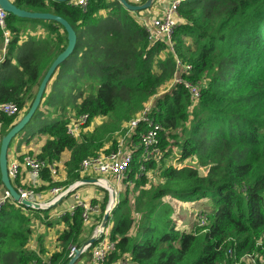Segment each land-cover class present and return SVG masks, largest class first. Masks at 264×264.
Instances as JSON below:
<instances>
[{
    "label": "trees",
    "instance_id": "trees-1",
    "mask_svg": "<svg viewBox=\"0 0 264 264\" xmlns=\"http://www.w3.org/2000/svg\"><path fill=\"white\" fill-rule=\"evenodd\" d=\"M69 2L14 0L20 9L63 17L77 35L73 52L59 64L38 109L15 138L28 144L44 137L37 157L45 161H59L68 152L67 186L81 178L84 158L97 155L114 131L154 100L150 115L163 127L158 147L166 156L176 147L178 165L165 163L163 157L159 163L146 161V170L157 169L161 182L141 187L133 197L119 194L111 215L116 250L109 260L127 256L131 264H233L224 248L229 238L236 243L235 254L241 255L252 251L264 234V0H184L174 52L164 43L150 42L139 20L142 11L127 10L118 0H89L86 10ZM7 24L12 37L0 60V102H13L20 110L29 104L27 113L46 71L67 47V33L53 20L10 15ZM38 26L48 35L26 34ZM2 41L0 31V47ZM176 58L192 66L183 76L200 86L192 110L189 92L173 83ZM70 112L88 116V124L99 116L112 121L78 139L68 134ZM17 119L0 114L1 137ZM145 130L141 124L128 140L139 143ZM144 161L136 154L128 173L134 177L142 172L136 180L140 184ZM45 174L51 178L50 172ZM167 196L187 203L207 200L210 206L201 207L192 230H181ZM26 209L28 213L8 201L0 211V264H32L39 258L29 248L31 226L33 217L45 210ZM202 215L207 221L200 226ZM58 223L63 226L58 250L44 264H68L71 247L82 245L80 210ZM85 256L90 253L77 261Z\"/></svg>",
    "mask_w": 264,
    "mask_h": 264
},
{
    "label": "built area",
    "instance_id": "built-area-1",
    "mask_svg": "<svg viewBox=\"0 0 264 264\" xmlns=\"http://www.w3.org/2000/svg\"><path fill=\"white\" fill-rule=\"evenodd\" d=\"M184 0H169L163 10L160 13L154 14L150 20H144L148 37L151 43H164L167 48L174 52V40L173 35L177 24L180 22L179 7ZM136 4H141V0H134ZM72 6H81L86 10L89 4V0H70ZM161 5V0L157 1L156 5ZM163 4V3H162ZM154 8V6L152 7ZM9 14L0 8V31L2 33V51L5 53L8 44L10 43L12 33L8 28L7 18ZM1 60V58H0ZM177 73L173 83L182 85L190 94L192 105L196 106L200 98V86L194 83L192 80L185 78L183 73H189L192 69L190 64H184L179 58H176ZM152 106L149 103L145 108L133 119L128 122V126L132 131H138L141 124H146V130L140 132V142L133 144L132 150L126 151L121 147L107 152L100 151L97 155L87 157L82 160L79 165L78 172L81 178L69 185H60L59 183L65 180L59 178V166L57 161L42 160L37 155L26 153L20 159L17 154H9L8 158V173L9 178L12 181L15 189L20 195V200L13 199L9 190L4 185H0V211L3 206L8 202L14 203L16 206H22L26 213L28 209L21 203V200H28L42 206V210L50 209L48 213L49 219L61 220L67 215H73L78 210L81 211V218L84 226L94 224L91 238H95L94 243H87L83 245L81 255L89 252L91 259L89 264H105L109 260L110 254L116 250V241L111 239V227H108V221L106 226L102 227V220L104 214H109V218L116 208L119 201V194L121 192V183L128 177L130 171V165L137 154L141 159L145 160L140 164L139 171L146 170V161L157 160L160 157L159 134L163 127L150 115ZM21 112L17 104L13 102H0V114L8 116L18 115ZM88 125V116L81 115L75 120H71L68 126V134L76 137L81 129ZM77 138V137H76ZM131 140H129V143ZM25 169L29 172L31 179H43L44 172L48 171L52 177L53 185L49 188V198L43 201V193L38 191L34 185H27L23 183V172ZM142 172H139L138 177ZM97 179V182L90 183L87 180ZM1 180V177H0ZM96 185L103 188L107 192V202L105 208L99 201H92L84 198L79 192V189L85 185ZM2 187V189H1ZM45 212V211H44ZM103 212V215H102ZM102 215V216H101ZM42 219L45 218L42 216ZM109 220V219H108ZM199 225L206 224L207 218L202 215L199 218ZM43 225V224H42ZM32 238L34 237V231L39 227L37 223L32 221ZM38 239V238H37ZM29 248L37 252V246L32 244L30 240ZM78 248L71 247L69 257H73ZM235 254V253H230ZM253 255H248L251 264H257V261ZM130 258V257H129ZM127 256L116 260L113 264H131V261ZM47 259L39 256L36 260L32 261V264H44Z\"/></svg>",
    "mask_w": 264,
    "mask_h": 264
},
{
    "label": "rangeland",
    "instance_id": "rangeland-1",
    "mask_svg": "<svg viewBox=\"0 0 264 264\" xmlns=\"http://www.w3.org/2000/svg\"><path fill=\"white\" fill-rule=\"evenodd\" d=\"M157 1H159V0H157ZM150 19H151V16L148 18V20H150ZM3 55H4L3 51L0 48V58H2ZM164 89L165 88H163L161 90V92L159 93L160 95H162L166 91ZM149 105L153 106L154 100L149 102ZM28 106H29V104H27L24 107V109L21 110V112L18 114L17 120H19L21 117H23L26 114L25 112H26ZM194 107L195 106L192 105L191 110ZM69 115H70V120H75L78 117L74 112H70ZM111 121H112V118H110V117H102V116L96 117L93 121H91L90 124L83 127L81 129V131L79 132V134L76 135V137L78 139H80L81 137H83V135H89L91 133L90 131H92V129H94L96 126H98V125L100 126V124L101 125L102 124L108 125ZM88 127H90V129H88ZM131 135H134V131L130 130L128 123H123L122 130L121 131H114L112 133L113 139L106 140L104 146L102 148H100V150L97 151V153L100 151H112V150H114V149H111V147H114L115 149H117L118 147H121L122 149H125L126 151L132 150V146L135 143H133V142L129 143L128 137H130ZM1 139H2V137H1V133H0V144H1ZM114 140L117 141V144L113 143ZM20 141L21 140L18 137L12 141V143L10 145V149H9V154H18L19 155V153H18L19 151L26 150L25 153L37 155V154H34V151L30 150L29 147H32V149L37 150L39 148V146L41 145V143H44L45 138L44 137H39V138L34 137L28 146L22 145L23 142H20ZM168 148L169 147H167V149ZM170 148H171V146H170ZM159 150H160L159 151L160 157H163L165 163L169 164L172 162L173 164L178 165L177 164L178 149L176 147L172 148L173 154H171L169 156H166L165 152L163 150H161V148H159ZM64 156L66 157V154ZM160 157L157 160L158 163L160 162ZM62 162L65 163V158H64V161H62ZM187 163H189L190 165H195V160H188ZM59 170H60L59 175L62 176L60 166H59ZM200 171L202 173H205L206 168L200 167ZM138 175H139V172L136 173L134 177H130V175H129L121 183V186H120L121 192L120 193L122 195L127 192V193H129L130 197H133L134 194L136 195L139 193L141 187L149 189L155 185H158L161 182V179L159 177L157 169H148L145 171V177H144L145 180H141L142 183L144 182L143 184L136 182L137 179L138 180L141 179L143 173H141L139 177H138ZM43 178L49 182V185L47 187V189L49 190V188L51 187V183L53 181L52 177L49 178V175L45 174ZM65 181L61 182L59 184L64 186ZM1 189H2V187H1ZM48 190L45 192H42L44 195L43 201H45L49 198ZM38 191H41V190H38ZM106 198H108L107 192H106L104 199L99 200V202H101V203L105 202ZM164 200L169 202L171 205H173L175 207L174 218L176 219L177 227L181 230H188V231L192 230L193 227L197 225V219L196 218H197L198 212L200 211L201 207L205 208V207L210 206V203H208L207 200H201L199 202L187 203V202L177 201L173 198H170V196L165 197ZM49 211H50V209L45 210V212L42 215L45 218V220H43L42 216L39 215L38 217H33V219H32L33 223H37V224H39V226L41 223H43V224L50 223L48 225H53V226H51L52 229H54V228L56 229L55 226L58 225L59 226L58 228H60V231H61V229H63V226L60 223H58L61 220H57L56 218L49 219L48 218ZM114 221H115V217L112 216L111 218H109L107 226L112 227V225L114 224ZM45 222H47V223H45ZM92 231H93V226H90V227L84 226V232L82 234L83 242L86 239H88V237L90 236ZM47 233H49V232H47ZM42 237L44 238V234L42 235ZM31 241H32L33 245H35V243L37 244V242H38L39 245L37 247V253L39 256L44 257L47 260L50 258V255L52 253L57 252L58 247H57L55 240H53L54 243L52 245H50V248H45L44 242L41 239L38 240L37 238H32ZM82 246L83 245L78 247V249L81 248ZM224 248H225L226 253H228L230 260L232 259L234 261L233 264H251V261L248 258V255H253V254L255 255L254 258L257 261V264H264V234L256 241L255 247L252 251H250V250L248 251L246 249L244 252L241 253V255L230 254V253H237L236 252V250H237L236 249V243H233V240H231L230 238L227 240L226 246ZM85 258H86V260L90 259V257H88V256L87 257L85 256ZM113 262L114 261L109 260L105 264H113Z\"/></svg>",
    "mask_w": 264,
    "mask_h": 264
},
{
    "label": "water",
    "instance_id": "water-1",
    "mask_svg": "<svg viewBox=\"0 0 264 264\" xmlns=\"http://www.w3.org/2000/svg\"><path fill=\"white\" fill-rule=\"evenodd\" d=\"M56 1L68 2L70 0H56ZM118 1L127 10L135 12V11H143V10L151 9L157 0H146L141 4H135L134 2L132 1L130 2L128 0H118ZM0 8L5 10L9 14V16L11 15L13 17L20 19L56 21L63 27L64 31L67 33V39H68V44L65 50L57 56V58L52 62V64L46 71L28 112L23 117H21L18 120V122L1 139V144H0L1 182L3 183L4 187L10 191L13 199L19 201L20 195L15 189L14 185L12 184V181L9 178V173H8V158H9L10 145L12 143V140L19 134V132L25 127V125L31 120V118L35 114L36 110L38 109L41 103V99L45 92L47 84L49 83L50 79L52 78V75L54 74L59 64L62 63L64 60H66L68 56L73 52L77 43V35L73 27L70 25V23L59 15L49 12L27 11L24 9H20L14 4L13 0H0ZM87 181L93 183V182H97V179H89ZM21 203L24 206L30 208L42 209V206H40L39 204L28 200H21ZM108 219H109V214L107 213L104 214L102 220V227L106 226ZM95 241H96L95 238H90L85 244L94 243ZM82 247L76 250L75 255L71 257L68 264H75V262L81 255V251L83 249Z\"/></svg>",
    "mask_w": 264,
    "mask_h": 264
},
{
    "label": "crops",
    "instance_id": "crops-1",
    "mask_svg": "<svg viewBox=\"0 0 264 264\" xmlns=\"http://www.w3.org/2000/svg\"><path fill=\"white\" fill-rule=\"evenodd\" d=\"M14 1V0H13ZM169 0H161V5H154V8L150 9V11H142L140 13V21H143L144 20H148V18L151 16H153L154 14H157V13H160L162 12L163 10V6H165V4L168 2ZM163 3V4H162ZM144 13V14H143ZM25 32V31H24ZM63 33V32H62ZM26 34L27 35H36V36H41V37H45L46 35H48V31L45 30L44 28L38 26V29L37 30H27L26 31ZM26 34H24L23 36L26 37ZM188 42L190 41L189 38L186 39ZM1 50H2V46L0 47ZM4 54V53H3ZM88 129H90V127H88ZM22 145H25V146H28L29 143L27 144H22ZM43 143H41V145L39 146V148L37 150L35 149H32V147H29L30 150H33L34 151V154H38L41 150V147H42ZM26 152V150H22V151H19V155L17 154L16 156H20L19 158L22 159V156L24 155V153ZM26 154V153H25ZM66 154V157L64 156ZM62 157L61 160L57 161L58 162V166H60L61 168V173H62V176H60L59 178L63 179V180H67V172H66V167H65V163H63L62 161H64V158H65V162L69 159V153L66 152ZM22 172H23V183L27 184V185H34L37 189H41V192H45L47 191V187L49 185V182L47 180H45L44 178L43 179H31L30 178V174L27 170L25 169H22ZM79 192L83 195L84 198H87V199H90V200H96V201H99V200H103L105 195H106V191L99 187V186H96V185H85L83 187H81L79 189ZM50 212V211H49ZM42 216V215H41ZM59 220V219H57ZM47 223V222H45ZM41 223L40 224V227L43 226L42 229H40L39 227L34 231V237H37L38 240H42L44 242V247L45 248H50V245H52L54 243L53 240L56 241V244H57V236L58 234L62 231H60V228H58L59 226L56 225V229H52L51 226L53 225H48V224H43ZM94 224L93 223L92 225H89L87 227H90V226H93L94 228ZM49 230V231H48ZM58 231V232H57ZM49 232V233H47ZM41 234V235H40ZM44 234V238L42 237V235ZM91 235L92 233L90 234V236L88 237V239H86L84 242H83V238L81 236L80 238V241L82 242V245H84L90 238H91ZM38 242L36 244V246L38 247ZM58 250V249H57ZM90 259H91V256H90ZM90 259L89 260H86L85 257L79 259L76 264H89L90 263ZM48 262V260H47Z\"/></svg>",
    "mask_w": 264,
    "mask_h": 264
}]
</instances>
